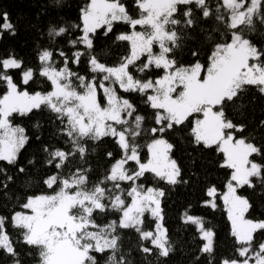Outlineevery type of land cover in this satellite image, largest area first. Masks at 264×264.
Segmentation results:
<instances>
[{
  "label": "snow or ice",
  "instance_id": "6c2138e0",
  "mask_svg": "<svg viewBox=\"0 0 264 264\" xmlns=\"http://www.w3.org/2000/svg\"><path fill=\"white\" fill-rule=\"evenodd\" d=\"M193 4L204 18L214 15L231 34L230 40L223 42L208 37L213 47L207 66L199 60L184 65L175 58V50L184 39V29L196 23ZM136 6L138 18L129 14L121 0H89L81 9L82 27L73 26L82 34L69 40L73 47L83 45L86 51L77 50L71 58L60 49H44L38 55L39 75L51 85L47 92L21 90L10 70L21 71V83L25 86L33 81L34 70L24 68L23 61L14 56L0 58V83L7 88L0 96V161L14 165L30 139L23 127L13 125L10 119L13 114L26 116L42 107L56 115L60 123L58 132L68 138L66 143L71 146L70 150L49 144L43 146L45 165L57 170L43 180L53 190L52 194L27 196L21 207L28 212H14L11 225L20 231L25 245L39 250V264H98L95 254L105 253H108L105 264H131L121 248L119 230L122 229H134L138 233L142 242L139 250L146 256L168 257L173 251V242L163 223L161 198L165 192L139 181L146 180V174L151 173L156 180L169 185L186 183L182 180L181 168L170 155L174 145L165 137L169 130L200 114L202 118L197 117L191 127L194 143L206 149L215 147L223 154L221 167L232 170L227 191L221 198L231 221L236 255L221 258L219 264H264V242L256 239L257 233L264 232V219L246 218L252 205L247 197L238 194V189L245 186L255 187L253 177L264 185V164L250 159L253 154L261 155L262 149L247 137H237V133L245 131V125L234 123L225 111V105L240 99L248 86H255L264 94V49L246 38L254 30V18L258 17L264 24L262 0L247 3L246 0H217L214 9L207 0H136ZM181 12L186 18L183 21L177 18ZM0 19L3 20L0 29L10 30L14 35L8 14L4 12ZM114 22H124L132 29L116 37L117 41L129 42L130 51L118 64L109 66L95 53L93 37L102 26H106L107 35L113 30ZM182 24L183 28L179 27ZM137 26L144 31H137ZM67 31L65 27L53 28L49 35L60 37ZM154 45L159 46L158 53L154 52ZM57 54L63 58V65L59 67L54 59ZM145 55L146 60L141 61ZM192 55L199 53L193 51ZM84 56L88 57L89 71L93 73L91 79L70 67L78 65ZM153 67L162 69L163 75L153 80L135 74L146 73ZM114 85L124 93L146 96L145 102L156 110V126L146 130L145 117L137 114L135 105L119 95ZM260 123L264 126V121ZM146 131L152 139L147 144L148 159L142 162L136 141ZM105 137L115 140L121 156L115 159L103 179L89 188V169L79 167L64 175L63 169L77 155L86 162L87 141L97 142ZM107 155L114 158L112 152ZM19 171L23 173L25 169L21 167ZM12 179L7 177L9 182ZM122 183L131 185L127 190L131 203L124 198ZM2 187L7 189L8 184ZM206 195L211 199L204 203L215 208L217 189L208 188ZM109 211L119 213V220L104 226L98 224L96 214ZM146 213L153 218L154 229L144 228ZM182 219L185 224L197 227L203 241L200 252L213 254L215 233L212 229L205 227L202 218L187 211ZM0 251L13 257L18 255L7 231L6 217H0ZM14 264L21 261L17 259Z\"/></svg>",
  "mask_w": 264,
  "mask_h": 264
},
{
  "label": "trees",
  "instance_id": "16d2710c",
  "mask_svg": "<svg viewBox=\"0 0 264 264\" xmlns=\"http://www.w3.org/2000/svg\"><path fill=\"white\" fill-rule=\"evenodd\" d=\"M89 0H0V15L6 12L11 23L14 25L15 34L11 31L0 29V58L14 56L23 61L24 68L34 70V79L28 86L21 83V71L10 70L14 80L19 84L20 89L27 88L29 92H47L51 89L50 82L39 75L40 62L39 53L44 49L55 51L63 50L68 57L72 53L81 50L86 51L83 45L73 47L69 40L76 39L82 33L79 28L81 9L86 6ZM125 4L127 11L134 18H138L139 9L136 0H121ZM214 9L217 0H207ZM183 8V6H181ZM193 15L196 23L184 29L185 35L181 47L175 50V58L180 64L190 65L199 60L207 66L208 56L210 55L213 44L208 37L211 36L216 42L230 40V32L224 25L215 19V16L204 18L201 10L193 4ZM262 12H264V0H262ZM181 21L186 18L181 14L177 16ZM255 27L253 31L246 34L260 49H264V24L260 23L259 18H254ZM3 20L0 19V24ZM65 27L68 31L60 37H51L49 32L55 28ZM179 27L183 28V24ZM137 31L142 30L140 26ZM106 26L97 29L94 40L95 53L100 57L101 62L109 66L118 64L121 57L129 54L130 44L127 41H117L116 37L120 33H130L132 29L124 22H114L113 30L105 35ZM157 48L154 45V50ZM197 51L198 56H193L192 52ZM155 52V51H154ZM57 66L63 65V58L55 55ZM146 55L141 57L145 61ZM140 63V62H138ZM73 71L91 79L93 73L89 71L88 57L81 58V62L71 64ZM135 71V70H133ZM163 73L162 69L154 67L146 73H135L143 79H155ZM78 83V82H77ZM6 85L0 83V96L6 91ZM118 89L119 94L126 96L136 107L137 114L145 117L143 127L148 130L155 125V111L145 101L146 96L139 93H124ZM103 101V93L100 92ZM226 115L234 123L244 124L245 131L237 133V137H247L250 142L262 149L261 155L253 154L250 157L256 163L264 164V94L260 93L255 86H248L241 98L235 103L225 105ZM200 116L194 114L183 125L177 126L174 130H169L166 139L174 145L170 155L177 161L181 168L182 180L186 183L169 185L163 181L156 180L151 173L146 174L147 179H142L146 187H159L164 190L165 195L161 198V208L164 216V226L169 230V236L173 242V251L168 257H159L158 254L146 256L139 250L142 243L138 233L134 229L119 230L121 236V248L131 261V264H219L221 258L235 257V239L231 235V222L228 219V212L223 201L222 192L228 182L231 169L221 167L223 154L219 153L215 147L206 149L203 145H196L191 135L193 121ZM13 125H18L25 129V134L29 136V142L21 150L18 160L14 165L0 161V217L7 218V231L11 235L18 255L10 256L4 251H0V264H14L19 259L21 264H39V250L31 248L23 243L20 231L11 225V216L18 210H23L21 205L26 202L27 196L52 193L43 180L56 172L54 167L45 165L46 154L43 152L45 144L55 145L66 150H70V144L66 143L67 137L59 134L60 127L56 115L48 108L42 107L34 109L26 116L14 113L10 118ZM39 137V139H37ZM152 136L146 131L136 141L140 145L142 160L148 157L147 144ZM88 153L86 162L81 161L79 155L71 159L69 164L63 169L65 176L75 172L77 168L83 167L88 171V187L91 188L99 182L115 159L121 156V150L112 137H105L101 141H87ZM112 152L114 158H109L108 153ZM130 166L135 168L134 163ZM23 167L25 171L21 173L19 169ZM13 177L12 181H7V177ZM255 185L254 188L245 186L238 189V194L249 199L252 207L246 213V217L253 220L264 219V185H261L258 178H251ZM7 183V189H3V184ZM130 184L122 183L121 187L125 190L124 198L128 203L130 197L127 190ZM217 189L215 198L216 207L206 205L204 201L211 199L206 195L210 187ZM56 187V186H54ZM58 190V187L56 188ZM203 219L205 227L211 228L214 236V253L206 254L200 252L203 241L197 227L192 224H185L182 217L185 212ZM119 213L109 211L106 214L97 213L96 221L101 226L107 225L113 220H119ZM153 220L145 214V224ZM257 241L264 242V232L256 234ZM150 246V245H149ZM98 264H105L108 253L95 254ZM199 258V259H197Z\"/></svg>",
  "mask_w": 264,
  "mask_h": 264
},
{
  "label": "rangeland",
  "instance_id": "374dc122",
  "mask_svg": "<svg viewBox=\"0 0 264 264\" xmlns=\"http://www.w3.org/2000/svg\"><path fill=\"white\" fill-rule=\"evenodd\" d=\"M247 2H250V0H246V3ZM140 31H144V29L142 28V30H140ZM157 46V48L154 50L156 53H158L159 52V46L158 45H156ZM147 58V57H146ZM146 60V59H145ZM163 75V73L160 75V76H162ZM107 83V82H106ZM114 87H116V88H119V86L118 85H114ZM118 90V89H117ZM6 91H7V89H6ZM5 91V92H6ZM4 92V93H5ZM118 94H119V92H118ZM119 95H121V94H119ZM121 96H123V97H125V98H127L126 96H124V95H121ZM199 118H202V116H198ZM14 126H18V125H14ZM151 142V141H150ZM149 142V143H150ZM120 158V157H119ZM119 158H117V159H119ZM147 159H148V157H147ZM147 159L146 160H142V162H146L147 161ZM114 163V162H113ZM112 163V164H113ZM232 171V170H231ZM228 183V182H227ZM226 183V184H227ZM148 187V186H147ZM227 191V188H226V186H225V189H224V191L222 192V194L223 193H225ZM41 194V193H40ZM47 194H52V193H47ZM221 194V195H222ZM128 203H131V199H130V201L128 202ZM227 208V207H226ZM18 211H21V212H28V210H26V209H23V210H18ZM17 212V211H16ZM228 212V211H227ZM146 214H148V216L153 220V218L151 217V215H150V213H146ZM247 218V217H246ZM249 219V218H248ZM231 222V221H230ZM146 226H148V227H146L145 229L146 230H148V229H154V227H155V225H154V222L152 221L151 223H147V225Z\"/></svg>",
  "mask_w": 264,
  "mask_h": 264
}]
</instances>
